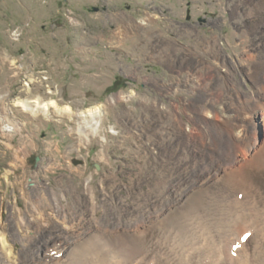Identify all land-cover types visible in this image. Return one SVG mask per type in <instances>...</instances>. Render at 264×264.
<instances>
[{"label":"rangeland","instance_id":"374dc122","mask_svg":"<svg viewBox=\"0 0 264 264\" xmlns=\"http://www.w3.org/2000/svg\"><path fill=\"white\" fill-rule=\"evenodd\" d=\"M262 97L264 0H0V264L71 229L58 209L89 230L58 264H264V127L241 125Z\"/></svg>","mask_w":264,"mask_h":264},{"label":"bare ground","instance_id":"6f19581e","mask_svg":"<svg viewBox=\"0 0 264 264\" xmlns=\"http://www.w3.org/2000/svg\"><path fill=\"white\" fill-rule=\"evenodd\" d=\"M259 96V95H258ZM17 104L20 105L25 111L31 112L33 114H39L40 112H46L47 110H49V108L51 106H55V102L53 100H50L48 102H42L41 100H39L38 98L32 101L29 100H17ZM156 107H158V105H156ZM198 108V107H197ZM203 108V107H202ZM253 109H251L248 113V116H242L241 115V122H242V130H245L247 127L246 124V119H252L255 116L260 117V120L262 121V125L264 127V98L262 97L261 100L259 99V101L255 102V105L252 106ZM95 111H99L98 107L94 108ZM64 112H71V109L69 107H65L64 109H62ZM93 109H89L88 111H92ZM199 110V109H198ZM204 111V112H202ZM200 115L205 114L206 116H209L211 119L207 120L210 121V123L214 124V122L216 121V113L213 112L212 110L209 109H201L200 111ZM95 113L94 112L91 116L93 117V119H95L96 121L93 123H97V119L95 117ZM174 119L176 122V125L183 129L184 124L181 121L182 119L180 118L179 115L174 114ZM248 121V120H247ZM237 126V125H236ZM249 127V126H248ZM185 130V129H184ZM246 132V131H245ZM259 142L255 141L253 144H250L248 142H246L244 139H240V143L239 145H237V149L235 148L234 150H232L229 153V157L227 158V160H225L220 169L222 168L224 170V172L228 171L229 168H235V169H239V166H241L242 163H244L245 161H247L248 158L253 157L255 155V153L257 152V148H258ZM218 168L217 171L220 170ZM215 172V171H214ZM210 173V172H209ZM213 174V173H212ZM216 176V175H215ZM34 192V197H35V203L38 204V209L37 212L40 211L41 216H43V209H45V201H47V195H46V191L40 187L37 186L36 188H34L33 190ZM41 205L42 208L41 209ZM35 208V206H34ZM13 210L15 212L16 215H20V208H16V206L13 207ZM35 210V211H36ZM145 213H150L145 212ZM58 214H61V218H64L67 216L68 219H71L70 221H75V224H72L71 229L69 230H63V229H58V233L55 235V237L53 239L50 240V242H45L44 246L42 248H38L36 251H34V254L32 255V257H34V260H31V258L29 259V264H58L62 261V258L64 256V253H66L68 251V249H70V242L71 240L75 239H79V238H83L86 235H88L89 230L85 228V218L80 217V215L75 212L74 217L71 215H67V213L63 210V209H58ZM140 217H142V215H139ZM138 218L134 219L131 218L130 221L124 223L122 225V223L120 222V220H118L116 222V228H110V232H117L118 234H123V233H130L132 230H135L134 228L138 225ZM18 222L20 223L19 219ZM85 223V224H84ZM235 223H238V225H240L239 220L234 219V226ZM26 225H30L31 221H26L25 222ZM123 226V228L121 229V226ZM236 227V226H235ZM19 228V227H18ZM87 246H82V248H79L78 251H76V254L81 255L82 257L84 256V254H89V251H93L91 248L87 249ZM93 248V247H92ZM10 244L7 240V238L5 237V235L3 233H0V251L2 252L3 256H0V262H7L5 260L6 257L12 255L11 250H10ZM44 249V255L43 258H39L36 257V253H38L40 250ZM71 253L73 254L72 257L73 261L69 264H75V248H73L71 250ZM95 253V252H94ZM78 256V255H77ZM80 256V257H81ZM89 256V255H88ZM78 259V258H77ZM85 258H83L82 263L85 261ZM90 259V258H89ZM96 259H99V263L95 260H88L87 259V263H83V264H110V262L106 263L104 257H97ZM107 260V259H106ZM95 261V262H93ZM10 262V260H9ZM27 262H24L23 260H19L18 264H28ZM82 263H78V264H82Z\"/></svg>","mask_w":264,"mask_h":264},{"label":"water","instance_id":"95a60500","mask_svg":"<svg viewBox=\"0 0 264 264\" xmlns=\"http://www.w3.org/2000/svg\"><path fill=\"white\" fill-rule=\"evenodd\" d=\"M94 10H97V8L95 7Z\"/></svg>","mask_w":264,"mask_h":264}]
</instances>
